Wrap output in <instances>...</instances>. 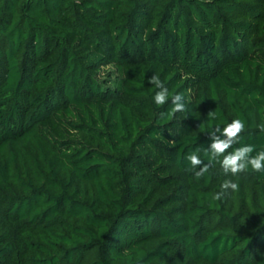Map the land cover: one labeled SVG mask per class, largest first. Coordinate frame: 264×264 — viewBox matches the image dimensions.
Instances as JSON below:
<instances>
[{"label": "trees", "instance_id": "16d2710c", "mask_svg": "<svg viewBox=\"0 0 264 264\" xmlns=\"http://www.w3.org/2000/svg\"><path fill=\"white\" fill-rule=\"evenodd\" d=\"M233 119L264 150V0H0V264H264V173L185 159Z\"/></svg>", "mask_w": 264, "mask_h": 264}, {"label": "clouds", "instance_id": "9594fccd", "mask_svg": "<svg viewBox=\"0 0 264 264\" xmlns=\"http://www.w3.org/2000/svg\"><path fill=\"white\" fill-rule=\"evenodd\" d=\"M148 82L159 89L153 97L155 104L164 105L167 103L169 100L168 89L159 76L153 75L149 77ZM171 104L173 107L167 113L169 117L174 116L177 112H184L186 110L184 96L181 93L172 95ZM208 116L211 119H215L216 113L214 111H209ZM244 130L245 123L240 119H233L231 122L225 124L223 128L217 125L209 133L211 143L205 152L208 162L205 163L204 160L194 152L187 154L185 157L189 162V171L195 170L194 178L196 180L204 178L212 162L217 160L225 175L231 174L232 176H238L241 173L247 172L249 168L256 173H264V150L252 155L255 151V146L244 145L236 148L233 152H228V149L231 148L233 144L239 142L240 134ZM261 131H264V127L261 128ZM221 157L222 159H219ZM238 187L239 185L235 181L225 180L221 184V190L215 193L212 199L219 200L226 192L229 190L234 192Z\"/></svg>", "mask_w": 264, "mask_h": 264}]
</instances>
